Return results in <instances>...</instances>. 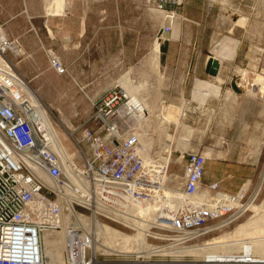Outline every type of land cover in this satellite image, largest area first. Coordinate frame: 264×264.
Segmentation results:
<instances>
[{"label": "rangeland", "instance_id": "374dc122", "mask_svg": "<svg viewBox=\"0 0 264 264\" xmlns=\"http://www.w3.org/2000/svg\"><path fill=\"white\" fill-rule=\"evenodd\" d=\"M67 1L70 7L75 5V12L84 9L87 16L85 44L79 49L77 41L69 43L70 40H76V37L66 34L57 36L54 33L48 35L46 29L37 30L45 20L41 15L45 17L46 13L53 12L54 0H48L47 12L45 0H0V28H3L8 39H17L14 43L19 45L23 53L12 51L7 52V56L26 79L29 91L38 98L57 131L62 134L64 145L73 155L72 162H79L84 156H90V148L81 140L83 132L95 127L93 114L98 110L99 104L104 102L108 90L118 87L127 90L135 107L139 111L144 109L149 116L144 119L151 120L149 128H139L140 136H143V142L147 145L145 154L155 155L171 148L169 171L170 175L179 177V187H183L186 165V159H180V150L195 151L207 158L212 150L219 161L251 166L261 175L264 170V97L263 91L255 86L246 88V85L253 84L258 73L264 77V0H192L196 6L188 9L189 14H193L200 23L194 24V29L199 31L198 38L205 48L200 53L184 50L189 49L188 45L195 46V42H190V35L187 31L183 32L181 24H178L183 15L178 7L183 4L176 7L171 5L176 10V18L172 22L171 31L164 39L159 40V31L169 20L166 19V13L158 9L157 0ZM63 8L55 7L57 13L63 11ZM156 10L164 15L161 13L162 16L157 18ZM21 14H34L37 18L27 23L28 28L21 27L24 23L20 18ZM22 30H29L27 42L33 50L27 49L19 36L9 35L13 32L21 33ZM211 32L214 33L213 37ZM156 47H159L158 51ZM53 58L60 60L64 72L59 73L52 65ZM211 58L216 59L220 65L218 74L225 77L218 97L229 102L239 95V103H244L243 111H208V115L202 116L196 111H183L184 114L180 117L171 116V111H160L158 107L162 104L175 102L171 99L172 94L186 92V99L179 101V105H184L195 86L184 85L181 82V72L177 73L178 80L172 82L171 72L165 68L166 60H200L205 63V71L202 72L200 67L195 79L213 81L215 75H210L207 71ZM241 70H245L246 77ZM191 75L195 73L191 71ZM233 83L236 86L239 83L243 87L236 90ZM151 104L154 107L151 108ZM191 115L196 116L194 119L204 125L196 128L193 134L188 131L191 129ZM168 126H171L172 134L165 135L163 130ZM189 134L193 139L190 147L183 142ZM164 135L172 138V147H168L171 142L169 140L162 147L161 139ZM175 138H179L178 143ZM180 142L183 147H180ZM152 150L153 153H150ZM260 175L252 188L257 187ZM259 193H262L260 199L254 203L258 206L264 202V185ZM253 214L250 210L231 228L212 238L233 231ZM112 225L129 235L136 234L119 226L120 224ZM74 230L81 229L76 227ZM114 246L117 245H112L113 250L110 252L97 251L96 246H89V255L99 261L135 258L117 257L119 248ZM46 250L45 247V252ZM200 252L199 257L191 254L185 258L211 256L209 252V255L202 253L206 251Z\"/></svg>", "mask_w": 264, "mask_h": 264}, {"label": "built area", "instance_id": "2783aa9c", "mask_svg": "<svg viewBox=\"0 0 264 264\" xmlns=\"http://www.w3.org/2000/svg\"><path fill=\"white\" fill-rule=\"evenodd\" d=\"M156 3L167 12L169 22L162 30L168 33L176 18L172 6H180L183 1L157 0ZM2 39L0 136L8 146L0 140V264H47L41 244L43 228L61 229L59 219L64 213L79 220L85 215L93 219L102 216L101 219L110 224H121L115 221L118 212L126 211L121 204L136 197L148 199L156 191H162L165 176L170 171L164 156L155 154L147 158L140 150L139 138L134 133L125 136L132 130L133 111L139 110L131 103L127 90L111 87L92 116L95 127L85 129L81 137L82 143L90 148V156L74 163L77 167L74 173L80 183L70 181L60 166L58 155L50 148L51 138L42 125V116L36 115L31 98L25 93L26 79L7 56V52H12L11 43L17 39L10 40L6 36ZM179 154L186 159L185 194L195 196L202 192L206 200L199 205L182 202L175 209L162 207L157 210L148 235V240L157 248L152 249L148 258L99 261L90 256L88 250L80 264L262 262L250 256L187 259L169 258L174 254L159 253L197 247L218 235L224 227H231L250 212V205L258 202L262 194L254 187L244 193L240 188L227 196L218 185L204 184L206 157L203 154L188 150H180ZM42 171L55 180V186L46 184L40 176ZM84 182L87 186L80 187ZM60 196L63 201L57 203Z\"/></svg>", "mask_w": 264, "mask_h": 264}, {"label": "bare ground", "instance_id": "6f19581e", "mask_svg": "<svg viewBox=\"0 0 264 264\" xmlns=\"http://www.w3.org/2000/svg\"><path fill=\"white\" fill-rule=\"evenodd\" d=\"M54 3H55V7L56 8L58 7V9H60L64 6L65 0H54ZM163 11L167 15L166 10ZM158 13L161 14L163 12L158 11ZM3 31H4L3 28H0V40L2 39V36H6ZM166 34L167 33L161 29L159 31L158 39L159 40L164 39ZM10 47L12 51H15L18 54L23 53L19 45L17 46L16 43H11ZM54 59L55 60H52V65L60 73L62 71L61 68H64L63 64L60 62V60H57L56 58ZM56 62L58 64H56ZM244 71L241 70V72L245 76ZM237 86H236V90H238L240 87L241 88L243 87L241 86V84L239 86V83L237 84ZM253 86H255L259 91H263L264 93V77L261 74L258 73V75L255 78V82L253 84L248 83L246 85V88ZM31 92L29 91L28 84L26 83L25 93L28 96H30L31 102L35 108L34 111H36V115L42 116L41 118L42 125L45 127L48 136H50L51 138L50 148L58 155L60 160V166L63 172L67 174L69 180L70 181L72 180L76 184H79L80 180L77 179L74 173L75 168L77 167L74 164L75 161L72 162L73 155L64 145L62 134L59 131H57L52 121L48 117L47 112L43 109V106L40 104V101L38 100V98L36 99V97L33 96L34 93ZM130 98H131V103L133 104L132 97ZM195 113H199L201 116L202 114L208 115V111H196ZM142 114L143 111H133L134 118L132 120L133 122L132 130L126 132L125 136L134 133L139 138L141 152L147 158H149V156H152L154 154L152 155L145 154L144 150L147 145L143 142V136L142 137L140 136L139 132L141 131L139 128L141 126H143L144 128H149L148 125L151 122V120L147 118L144 119V117H149L146 115V111H144L143 115ZM170 114L173 117L175 115H179L180 117L183 114V111L181 112L171 111ZM171 126H173V124ZM171 126L164 127V130L162 128L160 129L163 130L164 134L166 133L165 135L172 134L170 133ZM165 135L161 139L162 147L164 145V142L168 140L169 141L172 140L171 137L169 136L167 137ZM0 140L3 142L5 141L4 144L8 146L7 141L2 136H0ZM168 147H172V146L169 145ZM162 151L163 150L160 151L159 155L165 157L164 158L165 163L167 167H170L172 150L170 148L166 152L162 153ZM150 153H153V150L150 151ZM79 155L81 154L79 153ZM180 159L182 158L180 157ZM206 163H207V157H206L205 167H206ZM170 173L171 172H169L165 176V186L162 188V191L160 190L161 192L156 191L155 194L148 199L142 200L136 197L128 203L121 204V206H123L126 209V211L118 212L119 216L115 217L116 218L115 221L120 222L122 224V225L120 224L119 226L128 228L131 232H136V234L134 235H129L126 232L118 228H115V226L112 224L111 225L106 224L108 222L102 220L101 219L102 216H98L96 217V219H93L85 215L82 218H80V220L79 218H77L78 219L77 220L71 217L70 215H68L67 213H64L63 215L60 216L59 221L61 224V230H58L54 226H53L54 228H49V227L43 228V231L41 232V244L43 249V257L46 260L47 264H80L83 255H85L88 252L89 246H96L95 248L97 251L102 250L103 252H110L113 250L112 245H117L114 246V248L115 247L119 248L118 250L119 253L117 254V257H135V258L149 257L153 253L152 249L157 248L155 244H152L148 240V235L151 234L150 228L153 225L152 224L153 221L157 217L154 216L157 213L156 211L162 207L175 209L182 202H185L184 204L199 205L206 198L204 197L202 192L195 196L186 195L183 190L186 182V176H183L184 183H183V187L181 188L179 187L181 183L180 184L178 183L180 182L179 177L175 175H170ZM40 176L43 177L46 184L55 186L56 184L55 180L47 172L45 171L40 172ZM213 185H218V184H213ZM252 185L253 184H251L249 189H252ZM263 185H264V170L260 175V180L256 187L257 193H259L262 190ZM86 186H87V182H84L83 184L80 185V187L83 188ZM245 191L247 190L243 189L242 192L244 193ZM223 193L227 194L226 192ZM62 201L63 199L60 196V199L57 200V203H60ZM250 209L254 214L251 217L247 218V220L243 224L236 227L233 231L226 232L220 236L204 241L202 244H198L197 247L187 248L185 250H180V251L159 252V253L160 254L170 253L167 255L174 254L171 255L169 258H185L187 257V255H191V254L195 257H197L198 255L199 257V254H201L200 251H206L202 253H207L208 255L210 253L211 256L226 255V256H234L238 258H245L247 256H250L254 260L260 259L262 261L261 263H255V264H264V202L259 206L252 203L250 205ZM102 221L106 223H103ZM91 226H93V229ZM76 227H80L81 230L80 231L74 230ZM224 228L222 229V231L219 232V234L223 233L225 230H228L231 227L229 228L224 227ZM100 235L104 237H100ZM45 247L47 248L46 250L47 252H45ZM137 253H139V255ZM140 253H144V254L140 255ZM161 257L165 258L166 255Z\"/></svg>", "mask_w": 264, "mask_h": 264}, {"label": "crops", "instance_id": "0c3cea01", "mask_svg": "<svg viewBox=\"0 0 264 264\" xmlns=\"http://www.w3.org/2000/svg\"><path fill=\"white\" fill-rule=\"evenodd\" d=\"M45 6H46V12L47 8L49 7L47 5L48 0H45ZM68 4V5H67ZM196 6L192 0H184L183 5L178 7V10L183 13L182 18L180 17V20L178 24H181L184 31H187L188 34L191 37L190 42L194 41L195 46H189V51H196L197 53H200L205 50V48L202 45V41L200 43L199 31L197 29H194V24L200 25L198 19L193 16V14H189L188 10L190 7ZM51 7V6H50ZM63 11L60 13L56 12L55 7L53 8V12L46 13L45 17L44 15H41V18H44V22L42 26L38 27L37 30L40 31V29H46V33L49 34H56L59 36L60 34L64 35H70V37L74 38L76 37V40H70L69 43H74L77 41V49H79L83 44H85V35L87 33L86 29V14L84 9L80 11L75 12L76 8L75 5L69 6V2L65 0ZM27 8V7H26ZM29 12V10H27ZM188 11V12H187ZM29 13H32L31 10ZM155 15L157 18L159 16H162L157 11H155ZM22 21H24L23 24H21V27H27L28 28V22H32V20L37 18V15L31 14L29 15H20ZM42 21V20H41ZM203 21V20H202ZM177 25V24H176ZM229 26V24L227 25ZM205 33V32H204ZM212 33V32H211ZM210 33V34H211ZM28 31H21L19 32H13L9 33L11 36H19L23 44L27 46V49L33 50L29 47L28 41ZM206 34V33H205ZM214 36V33H212V37ZM212 39V38H211ZM200 43V46H199ZM195 48V49H194ZM156 50H159V47H156ZM183 51V50H182ZM200 67L202 68V72L205 71V63L200 62V60H188V59H173V60H166L165 68L168 69V72H171V78L172 82L177 81V73L181 72L183 79H181V82L184 85H194V88L192 90V94H190V98L187 99L184 105H179L180 100L186 99L184 95H186V92L178 93V94H172L171 99H173L175 102L172 104H162L158 108L160 111H243L244 103H239L241 100L240 96L237 95L235 97V100L226 102L224 99H220L219 92L221 90L220 85L222 84V80L225 78L220 74H217V76H214L213 81L210 79H202V78H196L198 75V70H200ZM191 71L195 73V75H191ZM180 82V80H179ZM212 83V84H211ZM199 89V92H198ZM259 92V91H258ZM189 95V93H188ZM189 97V96H188ZM262 97H264V93L262 92ZM257 106V105H254ZM154 107L153 104H151V108ZM146 110V109H145ZM158 110V109H157ZM144 111V109L142 110ZM90 114V112L88 113ZM184 114V112H183ZM91 117V116H90ZM89 117V118H90ZM87 121V120H86ZM189 123L191 125V129H188L189 133H194V130L196 128L203 127L204 125L199 123V121L194 119V115H191V118L189 117ZM187 131V132H188ZM187 137V136H186ZM192 136L189 134L185 140H183L184 144H187L188 147H190L192 142ZM176 142H179V138H175ZM178 145V144H177ZM180 147H183L184 145H181ZM178 145V146H179ZM214 151H210V156L208 158H213L212 160H209L207 158V165L205 167V175L203 178L205 185H213L218 184V188L221 189L223 192H226L228 196H231L232 193L237 192L240 188L244 190H248L251 184L254 185V182H258L259 175L256 168H252L251 166H243L239 163H225L219 161L218 157L213 155ZM219 156V155H218ZM172 160V157H171ZM238 162V161H237ZM253 165V164H252ZM229 193V194H228Z\"/></svg>", "mask_w": 264, "mask_h": 264}, {"label": "water", "instance_id": "95a60500", "mask_svg": "<svg viewBox=\"0 0 264 264\" xmlns=\"http://www.w3.org/2000/svg\"><path fill=\"white\" fill-rule=\"evenodd\" d=\"M219 63L216 59H209L208 62V68L207 71L210 75H217L218 69H219ZM233 88L236 89V85L235 83H233Z\"/></svg>", "mask_w": 264, "mask_h": 264}]
</instances>
